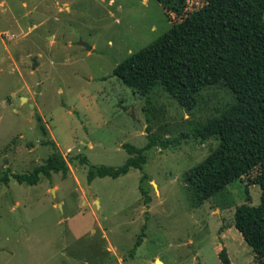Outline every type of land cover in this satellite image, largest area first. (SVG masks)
<instances>
[{"label": "rangeland", "instance_id": "1", "mask_svg": "<svg viewBox=\"0 0 264 264\" xmlns=\"http://www.w3.org/2000/svg\"><path fill=\"white\" fill-rule=\"evenodd\" d=\"M200 5L186 0L184 14ZM181 17L156 0H0V264H220L221 248L231 264H259L233 226L236 206L259 203L253 175L198 207L185 181L217 140L182 136L230 107L231 91L202 88L184 110L162 87L140 97L112 74ZM149 135L172 144L145 151L142 170L87 181L89 166H121L123 146ZM49 140L67 176L18 184Z\"/></svg>", "mask_w": 264, "mask_h": 264}, {"label": "trees", "instance_id": "2", "mask_svg": "<svg viewBox=\"0 0 264 264\" xmlns=\"http://www.w3.org/2000/svg\"><path fill=\"white\" fill-rule=\"evenodd\" d=\"M156 1L165 15L182 16L181 20L117 64L112 74L140 97L160 86L184 110L195 106L196 93L202 88L222 82L231 91L235 101L230 107L182 136L217 140L215 148L187 172L185 181L192 204L198 207L230 182L253 175L250 184L260 189L259 203L236 206L233 226L254 259L264 264V0H201L199 7L186 14V0ZM37 122L45 135L39 117ZM147 138L142 148L123 146L128 157L119 167L89 166L87 181L116 179L132 169L142 170L145 151L157 144L164 149L172 144L158 142L151 135ZM42 144L52 152L30 173L12 174L18 184L35 185L52 174L67 176L68 163L55 143ZM79 163L87 161L80 157ZM8 180L5 171L0 183ZM217 257L220 264H231L224 248Z\"/></svg>", "mask_w": 264, "mask_h": 264}, {"label": "water", "instance_id": "3", "mask_svg": "<svg viewBox=\"0 0 264 264\" xmlns=\"http://www.w3.org/2000/svg\"><path fill=\"white\" fill-rule=\"evenodd\" d=\"M24 98H22V100H23Z\"/></svg>", "mask_w": 264, "mask_h": 264}, {"label": "crops", "instance_id": "4", "mask_svg": "<svg viewBox=\"0 0 264 264\" xmlns=\"http://www.w3.org/2000/svg\"><path fill=\"white\" fill-rule=\"evenodd\" d=\"M59 206V205H58Z\"/></svg>", "mask_w": 264, "mask_h": 264}]
</instances>
